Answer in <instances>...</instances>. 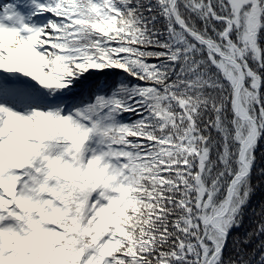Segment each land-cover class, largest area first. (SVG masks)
Here are the masks:
<instances>
[{
  "label": "snow or ice",
  "instance_id": "1",
  "mask_svg": "<svg viewBox=\"0 0 264 264\" xmlns=\"http://www.w3.org/2000/svg\"><path fill=\"white\" fill-rule=\"evenodd\" d=\"M260 186L264 0H0V264H264Z\"/></svg>",
  "mask_w": 264,
  "mask_h": 264
},
{
  "label": "trees",
  "instance_id": "2",
  "mask_svg": "<svg viewBox=\"0 0 264 264\" xmlns=\"http://www.w3.org/2000/svg\"><path fill=\"white\" fill-rule=\"evenodd\" d=\"M256 183H260V181H255ZM261 205H264V186H260L257 188L255 195L253 196L250 210H249V216L251 217V209H255L256 211H259ZM247 226V222H246Z\"/></svg>",
  "mask_w": 264,
  "mask_h": 264
}]
</instances>
